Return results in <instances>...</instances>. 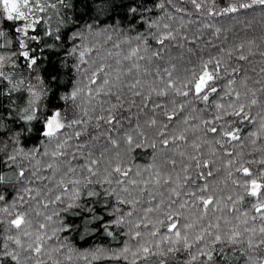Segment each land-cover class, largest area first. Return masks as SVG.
Returning a JSON list of instances; mask_svg holds the SVG:
<instances>
[{"label": "snow or ice", "instance_id": "snow-or-ice-1", "mask_svg": "<svg viewBox=\"0 0 264 264\" xmlns=\"http://www.w3.org/2000/svg\"><path fill=\"white\" fill-rule=\"evenodd\" d=\"M180 2L208 16L254 7L264 11V0H233L218 11L216 0ZM175 13L183 15L178 19ZM101 15L110 17L112 32L132 33L113 41L117 51L103 57L100 50L112 41V34L103 27ZM186 15L173 0H0V212L11 217L0 218V264H47L45 256L52 264H62L53 259L66 247L62 242L66 237L59 233L70 234L81 227L75 220L64 223L62 212L82 217V233L94 223L93 230L103 229L115 238L114 229L128 226L124 234L137 241L135 248L125 245L119 250L80 253L86 264L101 260L139 264L149 257H161L158 264L197 260L200 264H264V155L238 160L225 148L226 144L243 146L241 132L246 124H258L257 130L248 133L253 145L264 139V86L258 96L241 73L242 66L232 63L248 61L255 41L247 47L240 43L221 48L208 40L204 44L216 51L204 53L197 43L203 33L189 37ZM89 33L105 35V40L85 43ZM211 34L220 40L219 28ZM65 67L66 73L61 71ZM73 72L80 80L62 94V77L68 75L71 84ZM197 103L203 107L197 109ZM134 107L151 113L144 125L125 115ZM253 108L259 109V121L252 115ZM157 109L163 120L156 118ZM208 109H212L211 118L199 115ZM181 124L184 127L177 129ZM144 127L154 130L152 139ZM189 132L219 134V139H213L229 157L225 168L233 188L226 198L216 195L209 180L219 171L216 147L209 144V158L202 159L205 142L190 139ZM33 134L43 149L26 151L22 138L27 141ZM184 145L192 152L177 150ZM122 146L126 155L150 147L157 152L169 149L182 159L166 155L160 169L144 176L148 169L133 172L124 165ZM260 151L264 153V148ZM185 159L195 162L196 179L190 173L193 165L184 163ZM25 160L27 166H21ZM251 164L259 167L247 166ZM8 167H14L16 193L9 188L12 181L2 174ZM97 184L107 185L105 197L116 201L112 208L107 200L100 202V208L113 218L105 219L97 207L88 206L93 201L80 203L82 188ZM20 191L23 194L17 195ZM6 193L9 198L17 195L19 211L15 203L7 205ZM84 195L99 197L100 193L89 188ZM246 198L247 208L242 210ZM28 200L37 208L60 207L51 214L35 211L43 220L34 223L32 206L24 207ZM185 213H195L194 218ZM134 214L136 218L129 219ZM49 241L60 243L53 247ZM233 249L239 259L233 258ZM184 252L189 256L182 257ZM64 259L72 260L71 250Z\"/></svg>", "mask_w": 264, "mask_h": 264}, {"label": "trees", "instance_id": "trees-1", "mask_svg": "<svg viewBox=\"0 0 264 264\" xmlns=\"http://www.w3.org/2000/svg\"><path fill=\"white\" fill-rule=\"evenodd\" d=\"M233 2V0H216L215 3V9L218 11L220 8H223L227 6L229 3ZM173 5L176 8H184L185 12L188 13V15L184 16V20L186 23H188V27L186 29L187 34L189 37H194L200 35V33H203V39L200 41H197V43L202 44L204 53L208 52H215L216 49L212 48L210 45L204 44L205 41L211 40L213 43L218 44L221 48L227 47L232 48L235 45H238L240 43H244L247 47L248 42L255 41V43L252 45V51L253 54L249 57L248 61H235L233 60L232 63L241 65V73L247 78L249 87L253 88L254 90H257V95L261 96L262 94L258 91L264 84H257L256 81H262L264 82V72L261 71L262 68H264V56H261L260 53L264 52V11H262L259 7H254L248 10H241L240 12L229 14V15H218V16H208L206 13H200L197 12L193 6L190 3H181L180 0H173ZM209 7H213V5L209 4ZM71 11V10H69ZM177 18L182 13H175ZM87 19V18H85ZM102 22H105L103 24V27L108 28V31L112 34V41H108L107 43L103 44V47L100 50V56L103 57L107 54V52H115L117 49L113 47V41H120L121 39L127 38L132 35V33H122L119 30L116 32H112L109 25L111 24V20L109 16L101 15L100 17ZM90 22V21H89ZM190 22V23H189ZM213 24L214 28H204L202 27L204 24ZM96 27L99 29L101 25H96ZM199 28L200 31H197ZM215 28H219L221 30L220 34V40H217L215 36H213L211 33L214 32ZM105 40V35H101L99 37L89 33L88 39L85 41V43L90 42H103ZM135 43V41H134ZM150 43H153V41H150ZM122 49L126 50L127 45L122 44ZM175 51V50H173ZM72 59V58H68ZM109 62H111V58H109ZM86 67V66H85ZM62 72H67V67L63 68L61 70ZM239 79V77H238ZM80 80V76L76 74L75 72L72 73L71 77V84L69 83L70 77L68 75H64L62 77V83H61V92L63 94L64 90H71L72 85L78 83ZM85 83H87L85 79ZM222 83V82H221ZM137 101H139V97L136 98ZM180 99V98H177ZM55 103L60 104L62 101H55ZM197 109H200L203 107V105L196 104ZM189 111L188 108L185 110V114H187ZM259 111L258 108L252 109V115L256 117V120L259 121L261 119V116H257L256 113ZM211 112L212 109H208L206 112H201L199 115L203 118H211ZM125 115H131L132 120L136 121L138 119V122L141 125H144L145 120L148 118L151 113L148 112L147 109H144L143 112L139 111L137 108H132L131 113L125 112ZM192 115H197V113H192ZM156 118L159 120H163L164 117L160 115V110L157 109V115ZM226 119H232L231 117H226ZM192 123H197V121H192ZM125 125L129 124L128 120L124 121ZM171 127V125H170ZM184 126L177 125V129H181ZM233 127H236V125H233ZM243 127V131L241 132V136L244 139V144L241 147L239 144L237 146L233 147L231 144H226L225 148L229 151H232L234 156L233 158H236L238 160H251L253 157L256 159H259L264 153L260 151L261 148H264V139L258 140L255 145L251 143L252 137L248 135L250 130H257L258 124H246ZM142 130H144L149 139L153 138V129H149L147 127H144ZM189 138H198L200 141L205 142L204 146L201 148V152L203 153L202 159L209 158V151H208V145L211 144L212 146L216 147L218 156L214 157L217 161V168L219 171L214 172V176L212 178H209L212 189L215 190L217 196L221 197H227L230 193L233 192L232 185L230 181L227 179V170L225 168V163L229 159V157L224 153L223 150L219 148V145L215 144V141L213 137L215 136L216 139H219V134H212L208 133L207 135H204L200 132H189L188 133ZM159 138H157V149L161 148V145L158 142ZM23 143H27V150L33 148V147H41L43 149V145H37L36 139L34 134L30 136V139L27 141H23ZM11 143V141H9ZM22 146V145H21ZM173 146L170 145V148ZM126 146H122L121 149V155L124 161V165L131 167L133 169V172H135L137 169L144 170L148 169L147 172H144V176H148L154 169H160L161 168V158L164 156H175V158L179 161L182 158L176 155L173 151H170L169 149H164L162 152H157L156 150H153L152 148H138L132 151L130 154H125ZM178 151H184L186 153H191L192 149L187 146H177ZM241 154L237 156L236 154ZM184 163H191L193 166L190 168V173L193 176L194 179H196V173L197 169H195L194 164L195 162H189L186 159L184 160ZM28 162L25 160L22 162L21 166H27ZM253 168L259 167L257 164H251L247 165ZM5 175L6 179H10L12 181V184L9 185V188L12 193L17 192V188L19 185L16 184V176L14 174V167H8L5 168L3 173ZM27 175V173H26ZM202 181L196 180V184H200ZM43 187L42 185H29V187ZM49 187H52V185H49ZM108 187L107 185H104L101 187V185H89L87 188H82V196L80 203L81 205H85L88 201H93V204H90L88 206H95L98 209V212L100 215H104L105 219H110L113 217H109L107 211L100 208V202L107 200L108 207L112 208L113 205H115L116 201L113 197L104 195V188ZM112 187H115L113 185ZM194 188L195 185H192ZM94 189L95 191L100 193L99 197H87L84 195L88 191V189ZM18 194H23L22 191H20ZM17 195H12L11 198H9V195L6 193V201L7 205L10 206L13 203L16 204V211L20 210V202L17 199ZM29 205L32 206V216L34 219V223L36 221H42L43 216L36 217L35 211H42L45 214H51V212L57 208L60 207V205H54L51 206L49 209H43L37 208L34 201L28 200V203L24 205L25 208L29 207ZM124 211L129 210L127 206H123ZM242 210H245L247 208V198L245 200L244 205L241 206ZM10 207V211H11ZM75 211H82V209H76ZM186 215H189L190 218H194L195 213H185ZM61 216L64 217V223H69L70 220H75L78 224L81 225L80 228L73 229L71 233L67 232H61L59 233V236L66 239H63L62 242L66 245V247L63 249L61 253L54 254L53 259H60L62 261V264H86V262L79 258L80 253H91L94 252L97 248H104L105 250L111 249V250H119L120 248L124 247L125 245L131 246L135 248V245L137 243L136 240L131 239L128 235L124 234L129 231V227L125 226L124 228H116L114 229L115 232V238L112 236H108L103 229L100 231H95L94 229V223L89 224L88 228L89 230L87 232L82 233L83 229V219L82 217H74L70 216L69 213H61ZM0 218L3 219H11V217H8L5 213L0 212ZM136 214H134V217L129 219H135ZM54 220L58 221V217H53ZM257 225L260 223L259 220L256 221ZM58 226V224H54L53 227ZM135 229H133L134 231ZM163 229H161V232L163 233ZM53 247H56L58 241H49L48 242ZM196 247L194 246L191 250L192 254H195ZM243 247V246H241ZM71 250L72 260L67 261L64 259L65 255L69 254ZM234 259H239L238 251L236 249H233ZM182 257H188L189 253L184 252L180 254ZM44 259L47 261V264H52L51 260H48L47 256L44 257ZM159 259H162L161 257H149L148 260L141 259L139 261V264H158ZM202 259V258H201ZM27 264H33L32 261H28ZM93 264H115V262H109V261H96L93 262ZM126 264V262H125ZM192 264H200V261H193Z\"/></svg>", "mask_w": 264, "mask_h": 264}]
</instances>
